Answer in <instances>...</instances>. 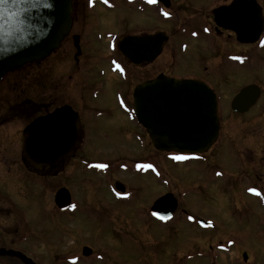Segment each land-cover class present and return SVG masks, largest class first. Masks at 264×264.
I'll list each match as a JSON object with an SVG mask.
<instances>
[{
  "label": "rangeland",
  "instance_id": "1",
  "mask_svg": "<svg viewBox=\"0 0 264 264\" xmlns=\"http://www.w3.org/2000/svg\"><path fill=\"white\" fill-rule=\"evenodd\" d=\"M209 1L202 0L205 10H208L203 15L207 21L209 10L214 6ZM222 1L219 0L215 6ZM259 1L264 5V0ZM102 9L99 11H103V15ZM183 13L180 10L181 17ZM121 16L119 11L108 12L101 19L99 28L94 29H119L117 19H122ZM173 25L163 24L162 29L169 31ZM77 27L76 24L73 26L71 36H67L51 56L11 72L0 81V139L16 143L18 149H22L19 143L22 141L21 136L16 137L13 133L17 135V131L23 129L24 125L26 127L34 114L26 110L16 111L13 107L27 102L33 103L36 110L45 104H53L54 107L70 104L83 116L87 115L84 123L91 127L90 135L94 137L82 148V158L110 162L113 169L104 175H87L82 171V164L72 184L79 200V211L70 212V217L65 220L59 215L52 218L47 209V205H53L50 190L46 195L43 194L39 205L27 207L30 224L40 233L58 238L67 232L64 234V245L57 250V253L61 252V258L67 255L64 264H77L76 253L84 245L93 248L94 253L87 260L80 258L82 264H210L202 255L214 252L220 242L230 238L237 242L235 252L232 255L217 253L221 255L219 264H237L232 259L242 249L253 254L259 263L264 262V208L258 201L244 195V186H232L229 190L224 187L223 179L210 178L208 168L200 164L176 165L172 161L174 165L165 154L154 152L152 144L146 142L145 147L142 142H138L134 137L138 133L136 123L129 122L124 114L114 109L118 107L115 94L124 91L126 85L108 71L107 61H104L108 55L107 40L103 39L105 43H101L99 39L94 38L92 41L85 36L84 53L77 63L72 40V35L80 31V27ZM179 43H175V49L171 47L164 50L160 59L162 71L179 77L191 76L190 73H197L204 78L208 76L211 85L221 92V112L230 114L229 105L234 94L245 85L252 83L261 87L263 97L250 114L242 117L230 115L223 124V130L231 136L226 138L228 141L240 138L243 147L253 149L256 162L248 167L252 184L245 186L260 187L257 182L263 176L260 172L264 171V163L259 164L264 161V62L258 64L257 69L245 72L241 69L246 63L242 65V61H235L240 70L235 68L234 71L222 60L224 50L212 52V60L208 63L203 61L204 54L201 52V49L207 48L205 42L196 45L199 50H195L197 47L189 42L187 52L180 51ZM100 69H105L104 77L98 76ZM139 72L131 69V83L140 77ZM91 90H97L96 98H92ZM131 100L130 96L127 101L131 103ZM98 111L103 115L97 116ZM237 119H241L240 122H233ZM101 126H104V131L99 134L96 130ZM9 147L8 144H2L0 148L9 150ZM218 154L213 164L215 167L227 175L239 173L241 163L236 154ZM143 160L155 163L163 174L162 178L157 179L154 172L147 175L141 173L137 166ZM121 162L125 165H121ZM117 182L132 192L125 197L126 201H119L110 189ZM170 192L181 199L179 215L173 223L161 226L148 220L146 217L153 203ZM182 211L197 219L213 220L215 229L205 231L188 224ZM71 246H74L69 250L71 254L64 253ZM51 254L34 257L42 264H60L61 261L56 258L58 255Z\"/></svg>",
  "mask_w": 264,
  "mask_h": 264
},
{
  "label": "flooded vegetation",
  "instance_id": "2",
  "mask_svg": "<svg viewBox=\"0 0 264 264\" xmlns=\"http://www.w3.org/2000/svg\"><path fill=\"white\" fill-rule=\"evenodd\" d=\"M179 1L180 2H177V0H155L154 3H150L149 0H108V2L105 3L104 0H74L72 28L75 24L80 27V31H76L74 35H72L73 46L75 45L74 37H76L78 38L80 47L79 50L74 47L76 49L74 59L78 63L83 56V42L85 36L92 41L94 38L96 40L99 39L101 43H105L104 40H107L106 51L109 56L106 55L104 61H107L106 66L108 67V71L110 74L117 76L119 79L117 77L116 79L122 81L126 85L124 91L117 92L115 94L116 104L118 107H115L114 109L121 114H124L129 122L136 123L138 133L134 134L135 139L138 142H142L144 146L146 142L152 144L153 150L156 153L165 154V152L160 151L153 145L152 142L154 141L147 129L142 124L138 123L134 117L133 96L135 88L147 82L157 80L162 76L174 79H196L211 87L215 91L219 101V138L212 148L207 152L197 155L184 156L187 157L185 161L181 162L180 160L174 162L176 165L187 164L192 166L193 164H200L205 167V169L208 168L210 170L208 174L210 178L213 177L214 179H223V183L226 185L224 187L228 188L229 190L232 186H239L240 188L244 186V195L251 197L255 201H258L261 208H264V171L260 172V174L262 173L263 176L260 177L259 181L257 182L260 184V187L251 185L245 186L247 184H252L251 178L249 177L251 174L248 167H250L252 163L256 162L253 149L243 147L240 138H235L232 141H228L226 138H230L231 136L228 135L226 130H223V124L225 123L226 117L230 115L240 117L244 115L246 116V114L251 113L254 107L251 108L247 113H236L231 109V100L229 105L230 114L227 112H221V92H217L216 88L211 85L208 76L204 78V76L198 75L197 73H190L192 74L191 76L187 75L179 77L166 71L163 72L160 61L162 55L168 48L173 47L175 49L176 42H180L179 49L181 52H184L189 48V42H192L194 46L198 45V43L205 42L207 48L201 49V52L204 54L203 61L206 60L209 63L210 60H212V52L218 51L220 53L221 50H224L222 52L224 53L222 54V60L227 62L234 71L238 66L235 61H242L243 64L246 63L241 71H251L253 68L255 70L257 69L258 64L264 62V27L260 36L257 37V33H254L246 25L258 17L257 14L254 15L251 13L254 7L243 8L246 10V14L243 17L236 15L234 18H229V16H226L227 19H224L225 23H222L223 25H217L213 14L215 9L221 6H228L234 0H223L217 6L215 5L219 2V0H210L209 4H214V6L209 10L210 15L208 17V21L205 20V17L203 16L204 13L208 11L205 10V2L203 3L202 0ZM250 2L251 0L246 1V3ZM256 2H258L262 8V16L264 19V5L259 0H256ZM101 8L104 10L103 15V11H99ZM180 10L184 11L182 17L180 16ZM237 10L241 11L242 8L239 7ZM115 11H119V13L122 15V19H117L118 23L120 24V26L117 27L119 29H109L106 31L94 29L99 28L101 19L106 17L108 12L110 13ZM165 13H168V15H165ZM243 18L246 20V22L243 24L242 29ZM163 24H174V27L170 26L171 28H169L168 31L162 29ZM225 25L228 26V28H226ZM231 27H234L235 29ZM94 33L96 34L94 35ZM71 34L72 33H70V36ZM163 35H165L167 41L164 44V48L161 49ZM119 46H124L125 53H122L119 50ZM209 47L212 49L211 51ZM158 50L160 52L159 54ZM195 50H199L198 47L195 48ZM78 51H80V54L77 56ZM117 65H120V68H117ZM133 68L140 71V77L135 78V83H131L130 81L132 76L130 75V72ZM237 69L240 70V68ZM105 75V69H100L98 76L104 77ZM251 84L252 83H249L247 85ZM237 94L238 92L234 94L233 97H235ZM91 96L92 98H96L97 90H91ZM130 96L132 99L131 103L127 101L130 99ZM262 97L263 95L261 98ZM28 104L32 105L26 106ZM43 106L44 107L40 109L38 108L36 110V107L33 106V103L27 102L22 106L18 105L12 109L20 112L25 110L26 112L31 111L30 114H34V116L31 117L30 122L26 125L27 127L37 118L49 116L59 109L68 107L70 108L71 113L78 116L79 128L77 133L76 129L74 130V128H71V126L69 129H65V127L63 128V136L65 138L64 141L69 140V142L73 143V146L68 152L64 150L60 151V153L65 152V154L59 160L60 168L53 172L46 171L41 175L30 170L27 167L26 161L24 159L25 125L23 129L17 131V135L13 133V135L16 137L18 135L21 136L22 141H19L22 148L21 150L18 149L16 143L4 140L3 138L0 139V147L2 144H8V146H11L9 147V150L0 148V251H4V253H20L32 260L35 264L42 263L37 260L34 255H50V253H52V256L58 255L56 258L57 260L61 261L60 264H64L67 255L61 258L59 256L61 255V252L59 251V253H57V250H60V246L62 247L64 245V234H67V232H65L61 238L55 237L54 235L48 233H40L39 230H36L30 224V219L27 214V207L31 205H39L41 200L44 198L43 194H47L48 191L51 190L53 198L50 201H53V205H47L48 212L52 218L59 215L65 220L66 218L70 217L68 211L73 208V206L76 207L75 211H79L80 209L79 200L76 197L72 186L76 180L77 174H79L80 169H82L80 166L82 164L84 165L82 171L87 175L89 173L104 175L107 174L111 168L113 169V164L110 162H102L97 160L87 161L86 159L82 158V148L86 143L91 142V140L94 138L90 135L91 127L84 123V121L87 119V115L83 116V114L77 108L75 109L70 104H62L55 107L53 104L50 106L45 104ZM96 115L102 116L103 113L98 111ZM111 117L113 118L112 115ZM159 117L160 116L157 115V122ZM240 120L241 119H237L233 122H240ZM66 131H69L68 137H66ZM103 131L104 126H101L96 130V132L99 134ZM161 135V131H156L155 141H159ZM219 152L220 154H236L241 163L238 174L229 173V175H227L219 167H215L213 165L214 161L219 157ZM174 155L178 156L177 154ZM165 156L167 155L165 154ZM140 162L146 165L149 161L143 160ZM263 163L264 161L260 162L259 164ZM99 164H107L108 167H97ZM149 164L153 165V167L149 168L146 174L154 172L155 176H157V179H160L162 177L160 168L153 162H150ZM121 165H125V163L121 162ZM202 175L204 176V173ZM115 184L116 183L113 185ZM251 188L257 189L260 195H256L255 193L251 192L249 190ZM59 191H61L63 202L66 200L71 201L70 208L61 210L59 207H57L55 198ZM178 200L179 203H181V199L179 197ZM262 211L264 213L263 209ZM188 214L192 220L190 224L194 225L195 227L201 230L210 231L215 229V226L211 229H202L199 225V221L203 219H197L192 214ZM146 218L152 222H156V219L151 214H149V216ZM62 227L63 225L61 224V228ZM74 239L76 238L74 237ZM236 245L237 242L233 238L227 239L223 242H220L214 252L211 251L212 253L209 252L208 254L204 253L202 258H207L210 264H219L221 255H232L235 252L234 248ZM72 248H74V246L67 248L68 252L64 253L69 254V250ZM85 248H88L91 251L89 257H85L83 254ZM79 249L80 254L76 253V257L79 259L82 258L83 260H87L94 253V249L87 245L79 247ZM52 250L53 252H51ZM217 253H220L221 255ZM254 258V255L249 251L242 249L237 252L236 258H233L232 261L237 264H264V262L259 263V261H256ZM83 260L80 259L77 264H82L81 261ZM0 264L27 263L17 256L11 254H2L0 255Z\"/></svg>",
  "mask_w": 264,
  "mask_h": 264
},
{
  "label": "water",
  "instance_id": "3",
  "mask_svg": "<svg viewBox=\"0 0 264 264\" xmlns=\"http://www.w3.org/2000/svg\"><path fill=\"white\" fill-rule=\"evenodd\" d=\"M73 1L5 0L0 4V81L8 73L40 62L60 48L72 29ZM246 1L235 0L229 6L215 10V22L222 25L228 16L243 17L246 14L243 8L254 7L251 13L258 17L246 25L257 32L258 37L264 27L262 11L255 1ZM239 7L242 8L241 11L237 10ZM245 22L243 18L242 29ZM165 42L166 37L163 36L161 49ZM74 43L79 50L78 38L74 37ZM120 50L125 53L124 48L121 47ZM79 54L80 51L77 56ZM259 97L260 89L254 85L248 86L234 98L232 110L245 113L256 104ZM134 100L138 120L147 128L154 146L161 151L202 153L208 151L218 138L217 96L200 81L160 77L136 88ZM157 115L160 116L158 122ZM70 126L77 133L78 116L71 113L68 107L59 109L48 117L38 118L28 126L25 131L24 159L30 170L41 175L60 168L59 160L65 154L60 151L68 152L73 146L69 140L64 141L63 136V128L69 129ZM155 130L161 131L159 141H155ZM66 132L68 137L69 131ZM56 203L59 207L68 203L64 204L61 191L56 196ZM176 209V199L172 194H167L155 202L152 211L170 218ZM2 254H11L27 264H35L20 253L0 251V255ZM90 254L91 251L86 248L84 255Z\"/></svg>",
  "mask_w": 264,
  "mask_h": 264
},
{
  "label": "snow or ice",
  "instance_id": "4",
  "mask_svg": "<svg viewBox=\"0 0 264 264\" xmlns=\"http://www.w3.org/2000/svg\"><path fill=\"white\" fill-rule=\"evenodd\" d=\"M4 2H5V0H0V4H2V3H4ZM104 2L107 3L108 0H104ZM149 2H150V3H154L155 0H149ZM165 15H168V13H165ZM117 68H120V65H117ZM121 70H123V69H121ZM174 158L179 160V159H186L187 157H184V156H176V157H174ZM97 167H100V168H107L108 165H107V164H99V165H97ZM137 167H140V168H152L153 165H151V164H147V165L141 164V165H138ZM249 190H250L251 192L255 193L256 195H260V193L258 192V190L255 189V188H251V189H249ZM73 207H74V206H73ZM155 215H157L160 219H168V217H166V216H161L160 213H155Z\"/></svg>",
  "mask_w": 264,
  "mask_h": 264
},
{
  "label": "bare ground",
  "instance_id": "5",
  "mask_svg": "<svg viewBox=\"0 0 264 264\" xmlns=\"http://www.w3.org/2000/svg\"><path fill=\"white\" fill-rule=\"evenodd\" d=\"M9 74V73H8ZM147 175V174H146Z\"/></svg>",
  "mask_w": 264,
  "mask_h": 264
}]
</instances>
